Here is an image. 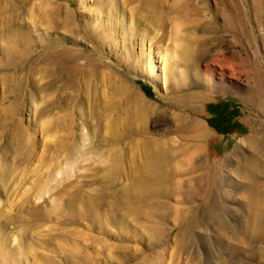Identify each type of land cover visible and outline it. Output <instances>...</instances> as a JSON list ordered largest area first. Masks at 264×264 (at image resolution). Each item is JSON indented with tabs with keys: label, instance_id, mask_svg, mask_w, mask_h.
Segmentation results:
<instances>
[{
	"label": "rangeland",
	"instance_id": "374dc122",
	"mask_svg": "<svg viewBox=\"0 0 264 264\" xmlns=\"http://www.w3.org/2000/svg\"><path fill=\"white\" fill-rule=\"evenodd\" d=\"M34 1L50 2L59 7V13L62 11L59 18L46 17L42 10H36L34 18L29 13ZM107 1L33 0L28 3L26 0H0L4 10L0 11L1 17L8 12L14 13L20 20L15 28L30 29L33 34L31 54L19 61L5 54L13 45L20 44L13 42L16 39L11 32L13 28L7 32L12 41L6 42L0 32V173L6 167L16 173L7 179L6 185L0 182V264H238L241 261L243 264H264V240L250 241L246 236V189L251 183L233 174L239 169L245 170L248 156L255 159L257 156L264 166L263 102L256 82L251 79L258 56L264 66V11H261L263 17L261 15L259 24L254 11L247 5L248 0H238L249 29L250 43L236 42L233 34L225 30L228 13L221 7L223 4L219 6L215 0H198L196 12L185 11L184 15H189L188 20L195 24L184 25L179 34L172 32L171 35L169 27L166 34L155 29L150 31L149 37H142L135 36L132 29L135 18L130 10L136 3L123 6L120 0L121 10L119 14L115 11L113 16L115 6H108ZM164 3H161L163 9L167 10L178 5L174 0H164ZM186 3L183 1L178 7ZM24 16L28 21L22 19ZM120 20L124 26H129L126 31L116 24ZM114 26L117 29L112 28ZM183 44L199 46L203 53L206 51L193 68L189 69L182 57L175 54V49ZM54 54L74 57L68 64L74 71L71 75L63 69L51 71L41 64L45 58L57 56ZM40 69L50 71L38 74ZM197 72L203 79H197L195 84L193 78ZM107 76L109 78L104 79ZM119 82L130 87L127 94L117 92ZM36 83L39 88L34 85ZM88 83L89 88L86 87ZM19 84L24 85L21 90L26 93L17 92L20 94L19 111L12 112L8 104L11 105V94ZM33 89L38 91L37 99L29 94ZM197 93L201 94L200 99L194 98ZM82 94L90 102L98 103L101 99L100 112L108 110L110 104L113 109L105 118L96 119L86 105L83 115ZM92 94L96 97L91 98ZM129 96L136 98L133 105ZM145 103L153 105L158 112H152L145 125L138 118L133 127L124 128L122 121ZM195 118L209 132L204 139L206 163L226 164L222 168L225 181L219 195L221 220L215 223L205 212L199 211L198 201L191 199L189 208L184 193L168 201L160 200L173 209L169 214L155 217L149 209L148 198L135 190L140 175L123 179L116 188L114 185L118 182L114 183L109 174L115 172L114 180L118 179L120 173L123 174V165L141 155L138 151L142 148L140 139H164L172 143V147L175 146L172 141L181 144L176 141L186 132L189 119ZM109 123L112 127L106 131ZM16 126L29 138L26 160L24 156L14 158L5 152V138ZM253 135L263 143L261 154L257 155L249 146ZM82 137L88 138L84 150L97 147L86 163L82 161L69 168L78 138ZM142 159L143 155L136 163L139 168L133 167H142L141 173L145 174L143 170L148 164L139 165ZM183 164V161L179 163L173 180H184L185 190L189 176L182 174ZM26 169L29 176L20 186ZM53 173L57 179L51 187L57 188L56 191L35 202L31 196L52 180ZM258 174L254 172L255 177ZM173 180L166 187L174 193L181 184L177 187ZM257 180L263 184L264 174H259ZM199 182L196 180L192 185ZM58 190L59 196L56 195ZM27 197L31 198V205L50 207L48 204H52L56 206L55 211L50 215L42 209L40 217L29 215V209L22 208L21 212L20 203ZM127 197L137 200L127 204ZM90 202L102 215V220L92 215ZM10 207L13 208L7 211ZM130 207H139V212L127 214ZM192 216L200 222L187 236L181 229ZM7 217L12 220L6 222ZM156 228L161 230L159 236L152 233ZM123 247L126 249H120Z\"/></svg>",
	"mask_w": 264,
	"mask_h": 264
},
{
	"label": "bare ground",
	"instance_id": "6f19581e",
	"mask_svg": "<svg viewBox=\"0 0 264 264\" xmlns=\"http://www.w3.org/2000/svg\"><path fill=\"white\" fill-rule=\"evenodd\" d=\"M26 1L29 3V2H32L33 0L32 1L26 0ZM174 1L178 5H180V3H182L183 1H185L187 3L185 6L181 5V7H178V5L175 4L176 6H174V7L170 6L169 7L171 10H167L166 8L163 9V4H165L164 0H123V2L122 1L121 2L123 4V6L124 5L131 6L132 4L134 5L135 3L137 4V5L135 4V7H132L130 10V14H133V17L135 18L132 29L135 33V36L149 37V35H151V34H149L150 31L155 30V29L163 30L164 33L166 34L167 31L170 29L169 27H171V35H172L173 33L179 34L178 32L182 29V27H184V25L188 24L189 22H191L192 25H193V23L195 24V22H193V20H190V19L188 20L189 15H184V14H186L185 11H187V10L188 11L190 10L191 12L192 11L196 12L199 8V7H197L198 6V4H197L198 0L196 2H195V0H192V1L191 0H174ZM215 1H217L216 3H218L219 6L223 4V6H221V7H223L224 10H226V12L228 13L226 15L227 23L225 25V30H227L228 32H231L233 34V37H234L236 42L240 41L242 43H245L247 41L248 43H250L251 40H250V36H249L250 35L249 29L244 22V19L242 16L243 12L240 8L239 1L238 0H215ZM107 2H108V6H112V7L115 6V8L113 9L112 15L115 16V13H114L115 11H116V13L118 12V14H119V10H121L120 0H108ZM137 2H139V3H137ZM193 2L195 3V6L192 5V4H194ZM161 3H163V4H161ZM112 4H114V5H112ZM247 5H248V7H250L254 11L255 20L260 24L261 23V15L263 17V14H261V11L262 10L264 11V0H248ZM36 10H42V12H44L43 14H45L46 17L55 18V19H58L59 15L62 12L61 11L59 13V11H60L59 7H57V6L54 7L53 4H51L50 2L37 3L34 1V3H32V9L29 11V13L32 16H34V18L36 17L35 16V13L37 12ZM0 11H2V12L4 11L2 9V7H0ZM220 13H221V11H220ZM47 14H48V16H47ZM173 14H175V16H176L175 18L172 16ZM0 17H1V15H0ZM34 18L30 17V20H32ZM115 18H117V17H115ZM17 19L18 18L16 17V15L14 13L8 12L7 15L2 16L0 18V32L3 33V36L6 40V42L12 41L11 35H9V33L7 34V32H9V30L13 28L14 31L11 30V32H12V34L14 32V35L16 38L15 40H13V42L18 41V42H20V44H17L16 46L13 45V47L11 46L12 47L11 50H9L8 52H5V54L8 56H11V57H15L16 60L19 59V61H20V60H25L26 56L28 57L31 54L30 40H31L33 34H31L32 32L30 29L25 30L24 28L23 29L15 28V25H17L18 22L20 21V20L18 21ZM22 19H24V21L25 20L28 21L27 18H25V16ZM116 20H118V19H116ZM64 22H67V21L65 20ZM118 22L116 24L118 26H120V28H122L123 30L125 29V31L129 27V26L128 27L124 26L123 25L124 23L121 20ZM66 25H67V23H66ZM187 27H188V25H187ZM112 28L117 29V27H115V26ZM211 29L213 30V29H215V27L211 28ZM218 39H221V38H218ZM246 49H248V48H246ZM175 50H176L175 54L176 55L178 54L182 57L181 60L183 59V62L185 63V65L189 69L193 68V65L196 64V62L199 60V57H201L202 54L205 55V53H206V51H205V53L201 52L200 51L201 49L199 50V46L196 47L195 45H192V44H188L185 46L183 44V45H181V47L178 46V48ZM205 50H206V48H205ZM54 55H57V56L51 57L49 59L45 58L43 60V63H41V64L45 65L46 68H50L51 71H59V69L61 71L63 69V70H65L66 73L69 72L70 74L69 73L68 74L71 75L74 71L72 72L73 69L71 70V68L68 64L73 60L74 57H72V56H71L72 58L71 57H65V56L59 57V54H54ZM246 59H249V58H246ZM90 60H91V58H90ZM249 60H248V62H249ZM253 65L254 66L251 70V74H253V75H252L251 79L253 78L254 81L256 82V86H257L256 88H257V90H259V93L261 95V100L263 102V111H264V66H263V63L261 61L260 56L257 57V59ZM93 67L95 68L94 65H93ZM94 70L98 71L97 68H95ZM49 71L50 70L40 69L38 74H43V73L49 72ZM82 72H84V71H82ZM191 72H192V70H191ZM105 78H109V76L104 77V79ZM110 78L113 79V77H111V76H110ZM197 79L202 80L203 75L202 74L200 75L198 72L195 73L194 78H193V83L197 84L198 83ZM22 83H24V85H26V81L25 82L23 81ZM5 84L7 85V82H4V85ZM24 85L19 84L17 86L18 89L16 91H13L11 94L12 103H11V105L10 104H8V105H9V110L12 112L13 111L14 112L19 111V105H20L19 104V101H20L19 95L20 94L17 92H19V90L23 89ZM34 85L36 86V88H39V86H40V85H38V83H36ZM89 86L90 85L88 83L86 87L89 88ZM6 87L8 88L9 86H6ZM212 88L215 89V86H212ZM129 89H130V87L124 83L119 82L117 84V92L119 90V92L123 95L127 94ZM25 91L21 90V93L22 92L26 93ZM254 92H255V90H254ZM29 94L34 99H37V97H38V91L37 90L33 89V91ZM254 94H256V93H254ZM196 95L197 96L194 97L195 99L201 98L200 93H197ZM81 97H82L81 112L83 115L85 114L86 105L89 106L88 108H90L91 115L96 119H97V117H100V118L104 117L105 118V116H107V112H109L110 109H113L111 104H110V106H108V110L105 109V110H101V112H100V109H102L101 107L103 106L101 99L98 101V103H94V102H96V101H94V99H93L94 102H90V101H87V96L84 97L82 94ZM90 97L95 98L96 96L94 94H92V95H90ZM255 97H256V95H255ZM255 97L253 96V98H255ZM134 99H136L134 96L128 97V100H129L131 105H133L135 103ZM259 104H260V102H259ZM260 107H262V106H260ZM114 108H115V106H114ZM42 111H44V110H42ZM152 112L157 113L158 109L153 107V105H151L149 103H145L144 105L139 106V108L136 109V112L134 111L132 116H128L126 119H124V121H122V123H124V126H125L124 128H126V126L133 127L138 118L142 119V121H144L143 123L145 125L147 120L151 117V114L153 115ZM38 114L40 115L41 113H38ZM111 127L112 126L109 123L107 125V128L105 126V130L110 131ZM13 129H14V127H13ZM185 130H186V132H183V134H182L183 137L180 138V140L176 141V142H181V144H175V141H172L175 145L173 147H172V145H173L172 143L164 141V139H151L148 137L146 139H143V140L140 139L139 142L142 144V148L138 149V151H140L141 155H139L138 157L134 156L133 157L134 160H130L131 162L130 163L127 162L125 166L123 165V167L121 169V172H123V174L120 173V175L117 177L118 179L114 180L115 175H116V174H114L115 172L110 171L109 174L111 175V179L114 183L118 182L117 183L118 185H116V184L114 185V186H116V188H117V186L120 185V183L123 181V179H129L130 180V179L140 175L141 180H139L137 177L138 185L136 188L141 187V189L137 191V189L135 188V190L138 194L143 195L145 198H148L147 200L150 201V204H149L150 208L149 209L153 212L155 217L156 216H163V214H169L171 209H173L171 207L169 208V206L167 204H164V202H162L160 200L168 201L171 199V197L175 198V195L176 196L183 195V193H184L185 200L187 203L186 205H189L188 206L189 208L191 207L190 203H192V202H190L191 199L196 200V201H198V204L196 205V207L199 208V211H203V213L205 212L207 217H210L212 220H214V223L218 222L219 220H221V218H220L221 214L219 213V208L221 209V205L219 207V204H220L219 203V197H221V196H219V195H220V192L222 190L221 189L222 186H224L223 182L225 181V176H223L222 168H223V166H226V164H224V162H222L220 164L206 163V161H205V150H204V139L208 135L209 132L203 123L196 120V118L195 119H189L188 125L185 127ZM92 133H94V132H92ZM97 133H99V132H97ZM103 133H105V132H103ZM108 133H114L115 134L116 132H108ZM95 135H98V134H96V132H95ZM144 135L149 136L146 132H144ZM254 135L249 139L248 143H249L250 148L253 151H255L256 154L258 155V154H261V147H262L261 144H263V143L261 142L260 139H258L257 137H254ZM93 137L95 138V136H93ZM260 137L261 136H259V138ZM5 139L7 140V145L5 147L6 154L7 155L11 154V157H14V158L24 156V160H26L27 150L29 148L28 147V142H29L28 135L25 132H22V130L19 126H16L14 132H9V135ZM87 141H88L87 137L78 138V145L76 146V150L74 151L75 155L74 156L71 155L73 157V159H72V161L70 160V163L68 164L69 168H70V166H72V167L77 166L78 163H80L82 161L86 163V161L89 160V157H90L89 155L94 153L93 151L95 150V147H97V146H95V147L90 146V148L84 150V147L87 146ZM98 141H99V139H98ZM176 146H178V147H176ZM65 150H66V148H65ZM119 151H121V150H119ZM142 155H143V159H144V160L143 159L142 160L144 161V163H143V161L139 162V165L142 166L144 164H148L149 167L151 166L149 168L147 165H145L144 170H143V172L145 174L141 173L142 167H141V169H137V168L135 169L133 167V166L138 167L136 165V163L138 164V161H140L139 158ZM262 156L264 157V154ZM101 158H103V156ZM250 158H251V156H250ZM250 158L248 156L249 161L247 162V167L245 168V170L239 169L238 173H236L234 171L233 174H235V175L238 174L237 175L238 177L242 178L245 181H248V183H251V184H249L250 186L247 189L245 188L246 194H247V198H246V200H247V205H246L247 217H246L245 223H246L247 234H248L246 236H248L250 241L253 239L256 241H258V240L261 241V240H264V185H263L264 182H263V184L261 182H259L257 180V176L259 174H264V166L260 165L257 156H256V159L254 157L251 159ZM181 161L184 162L183 167H182V174L186 177L189 176L187 179L185 190L183 189V187H184L183 185L185 182L184 180L183 181L173 180L175 178V172L177 170V167L180 166L179 163ZM260 162H262V161L260 160ZM31 163H32V159H31ZM116 163H118V162H116ZM225 163H227V162H225ZM120 167H121V165H120ZM6 168L7 169L3 173H0V176H2L0 178V182H3L4 185L7 184L8 178H10L14 174H16V173H14L12 168H9V167H6ZM27 170L28 169H26L25 174L20 178L22 180L21 184L19 183L20 186L23 185V183L25 182L24 180H26L27 176H29L27 173V172H29V170L28 171ZM57 171L59 172V170H57ZM254 172H257L259 174L255 177ZM56 174H59V173H56ZM191 174H193V175H191ZM55 176H56L55 174L52 175L51 176L52 180L51 181L49 180V182H47L40 189H38L37 192L35 191L36 194L34 196H31V197H33V200L35 202L36 201H42L48 194H51V192L56 191L57 188L51 187L52 182H55V180L57 179V177H55ZM228 179H229V177H228ZM259 179H262V178H259ZM172 180L175 182L174 185H177V187L181 184V187L178 190H176L174 193H173V191H171V192L168 191V189L166 187V185L171 183ZM196 180L198 182L199 181L200 182L196 185H192ZM177 187H175V188H177ZM103 192H101V193H103ZM79 193H81V191L78 192V194ZM226 193H227V191H226ZM56 195L59 196V190H58ZM127 199H128L127 204L128 203L130 204L131 201L133 202L134 200H137V198H133V200H132L129 197H127ZM15 202H17V201H15ZM20 204H21V206L19 205V203L17 205L20 206L19 210L21 212L23 209H29V210H27L29 215L33 214V215H36L38 217L41 216L42 209L50 214L53 211H55L54 209L56 207V206H52V204H48V205H50V207L45 206L46 209L44 206H40L37 204H36L37 206L35 207V206L31 205V198L30 197L23 199ZM89 205H90V209H91L90 212H92V215H94L96 218L102 220L101 219L102 215L99 212L95 211L94 204H92L90 202ZM11 206H14V205H11ZM118 206L122 207L124 205H122V206L118 205ZM47 207H49V208H47ZM12 208L13 207L7 208V211L12 209ZM137 208H139V207H134V208L130 207V212H128L127 214L131 213V214L135 215V213L138 211ZM164 208H167V210L163 211ZM184 208H185L184 210L187 209V207H184ZM39 210H40V212H39ZM175 211H177V210L175 209ZM178 211H181V210H178ZM1 215H4V214H1ZM50 215H52V214H50ZM138 215H139V213H138ZM186 215H187V213H186ZM8 217L5 220L6 222L12 220ZM32 217H34V216H32ZM224 218H222V219H224ZM199 222H200V220H198V218H196V216L195 217L192 216L188 219V221L185 224H183V228L181 229V231L184 232V234H187V236H189V234L192 232V230H191L192 227L197 226L199 224ZM224 223L226 225V222H224ZM101 225H103V224H100V226ZM27 229H28V227L24 230V232L27 233L28 232V231H26ZM159 229L160 228L153 229V231H152L153 235L159 236V231H161ZM32 231H30V232H32ZM34 233L35 232H33V234ZM34 236H36V235H34ZM24 237H25V235H24ZM120 249L125 250L126 248L123 247ZM242 262L243 261L239 262L238 264H243Z\"/></svg>",
	"mask_w": 264,
	"mask_h": 264
}]
</instances>
